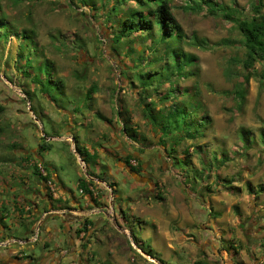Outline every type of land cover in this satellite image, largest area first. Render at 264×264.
I'll use <instances>...</instances> for the list:
<instances>
[{
    "label": "rangeland",
    "instance_id": "rangeland-1",
    "mask_svg": "<svg viewBox=\"0 0 264 264\" xmlns=\"http://www.w3.org/2000/svg\"><path fill=\"white\" fill-rule=\"evenodd\" d=\"M117 1L0 0V209H3V215L8 213L5 227L0 221V232L5 230L8 235L27 236V229L33 227L37 218L28 216L33 218L29 221L23 214L33 211L34 201L39 198L37 194L45 197L58 195L61 186L55 177L57 170L70 202L73 197L82 200L88 196L90 199L78 185L80 181L95 180L96 184L90 188L98 204L92 199L90 204L83 201L81 210L75 214L78 219L72 228L74 235H70L72 243L69 241L71 238L65 236L64 242L58 245L57 239L47 233L48 222L34 225L31 236L34 238L38 233V239L22 245L27 254L35 256L32 264H194L193 259L199 258L207 259L210 264H264V190L258 194L252 190L259 185L264 187V144L260 135L264 128V61H258L251 70L255 75L250 78L248 94L241 106L233 93L234 83L243 80L245 70L240 64L245 49L244 38L235 21L223 15L211 14L206 9L195 11L185 8L186 2L200 0H175L173 10L186 37L196 34L208 42L206 49L183 44L185 50L197 55L193 67L196 73L181 76L178 82L182 89L197 93L198 103L206 108V113L202 114L210 118L211 124L199 143L205 146L207 152L215 148L225 149L232 159L222 165L219 172L222 178L233 179L234 189H225L223 184H218L217 192H205L213 195L211 202H205L197 193L185 190V183L188 187L190 183L186 179L183 181L166 150L155 144L138 151L139 144H130L118 119L117 99L113 94L116 86L118 98L125 97L132 108L133 119L145 125L142 110L133 97L137 90L134 85H127L125 74L121 72L124 65L122 60L133 59L137 69L143 72L156 66L161 71L155 77L169 75L174 67L171 64L166 67L159 60V53L155 55L151 52L147 45L141 44L142 40L114 42L121 19L117 15L121 13ZM215 1L236 7L241 11L239 16L250 13L252 2ZM114 6L119 11H115ZM104 25L112 31L111 38ZM21 34H25V38ZM31 39L35 44L28 46ZM20 46L34 64V70L37 69L36 61L41 50L50 57L42 69L44 76L48 72H59L55 77L57 83H50L45 89L44 93L48 95L37 89L36 93L28 95L31 99L27 98L23 75L17 72L19 69L22 73L26 66H16ZM231 60L237 61L240 71L232 79L228 78L227 73ZM78 73L82 77H78ZM93 84V93H85ZM64 85H67L66 93L62 90ZM168 86L167 82L162 89ZM97 111L113 119L115 122L111 121L112 126L98 116ZM243 127L252 129L259 141L248 150H243L240 135ZM112 131L119 135L128 151L125 156L120 152H116L115 156L130 159L131 164L145 176L142 180L151 181L150 200L145 198L149 193L148 189L145 191V184L134 187L133 183H137L138 179L135 176L130 178L132 172L128 171L121 178L122 181L119 179L115 202L111 197V193L114 196L113 188L91 175L96 172L103 177L107 168L115 170L117 162L108 155L111 152L101 149L104 156L101 154L99 162L95 164L97 159L85 157L73 138L77 135L82 146L92 145L96 148L103 143L105 147H111L110 143L117 144L110 140ZM45 141L51 148L39 152L40 145ZM123 146L110 149L114 153L113 150H122ZM211 157L210 151L207 158ZM192 161L194 165H202L198 156H193ZM39 163L42 164L43 173L47 170L50 172V182L34 172ZM215 169L210 170L211 177H205L203 184H207L209 179L215 180ZM156 182L159 190L162 185L161 193L155 191ZM167 187L172 193L165 192ZM165 193L166 201L160 200L158 195L164 196ZM205 193L203 196H207ZM49 202L43 199L40 204L47 209L51 207ZM182 202L189 206L194 217L201 219L195 218L194 226L181 229L177 225L178 216L171 218V230L181 231L186 247L167 241L171 234L168 214L170 210L180 208ZM118 204L124 209L127 221L120 220ZM89 205L95 209L92 210ZM28 206L32 209L26 210ZM211 212L220 214H216L215 218ZM92 213H103L101 216L105 220L96 221V225L91 224L88 230L79 231ZM160 216L164 217L163 221ZM23 221L25 223L20 225ZM213 223L220 228L217 230ZM15 224L19 225L17 230ZM132 230L138 239L144 241L146 248L152 246L160 253L158 257L163 262L153 259L140 248ZM223 234L228 238L223 240ZM229 238L236 243L239 255H235L233 250L231 257L226 251ZM214 242L219 243V248L212 247ZM53 253L57 256L53 257ZM30 260L24 254L15 258L1 257L0 263L16 261L28 264Z\"/></svg>",
    "mask_w": 264,
    "mask_h": 264
},
{
    "label": "trees",
    "instance_id": "trees-1",
    "mask_svg": "<svg viewBox=\"0 0 264 264\" xmlns=\"http://www.w3.org/2000/svg\"><path fill=\"white\" fill-rule=\"evenodd\" d=\"M200 1L201 2L198 1L195 3L188 1L186 2L185 8L195 11L206 9L211 14L223 15L235 21L240 34L244 38L243 45L245 51L240 65H242L245 72L242 75L243 80H237L234 83L233 93L234 97L237 98L241 106H243L248 94L250 78L255 75L251 70L254 69L258 61H264V0H252L250 13L242 14V16H239L241 15V11L236 7L218 3L215 0ZM117 2L120 3L121 7V13L117 15L121 19H119V33L115 34L114 37L116 41L114 42L120 43L123 39L142 40L141 44L147 45L151 52L153 51L155 55L159 53V60L162 61L166 67H169L170 64L174 67L173 72L169 75L155 77V74L161 71V69L156 66L154 69L152 68L151 70L143 72L137 69L133 59L122 60L124 65L122 66L121 72L125 74L128 82L127 85H134L137 90V93H133V97L135 99V104L142 110L145 123L144 126L137 123V125L134 126L132 108L129 107L125 97L120 96L118 98L115 93L118 91V87L116 86L113 94L117 99L118 119L123 126L126 136L139 144L140 147L138 151H144L145 147L154 146L155 144H158L166 150L169 160L172 165L176 167L183 181L186 179V182L190 183V187H188L186 183L184 185L185 190L189 192H194L199 196H203L206 191L217 192L219 188L218 184H223L225 189H234V185H232L233 179L230 177L222 178L219 172V168L222 165L232 160L227 151L225 149H212L210 150L212 157L208 159L207 156L210 151L208 150L207 152L205 146L201 145V142L199 143V140L205 136L206 130L211 124L209 116H204L202 114L203 112L206 113V108L198 103L197 93H193L188 89H182L178 84L181 76L185 77L196 73L193 67L195 66L197 55L185 50L183 44L186 43L192 47H202L206 49L208 42L196 34L189 38L186 37L173 10L175 0H118ZM113 9L119 11V8L116 6H114ZM236 14H238V16ZM108 32L109 38H111L112 31L108 29ZM21 35L25 38V34ZM114 42L112 41V45H114ZM32 43L35 44L34 39H31L27 45L30 46ZM115 52L118 55L117 49ZM25 55V49L20 46L18 49L16 66L18 68L26 66L22 73L19 69L17 72L20 76L23 75L22 79L25 82L26 96L31 99L28 95L36 93L37 89L40 93H44L46 87H49L50 83L56 84L57 81H55V77L59 72L57 70L55 73L48 72V74L44 76L42 69L45 66V62L50 61V57L45 55V51L43 53L39 50L36 61L37 69L35 70L33 69L34 64L31 63L30 59ZM229 62L227 73L229 75L228 78L232 79L234 75L240 71H238L237 61L234 62L231 60ZM150 75H152V77H147ZM59 77L61 79L60 75ZM78 77H82V75L78 73ZM262 78L264 79V73L262 74ZM167 82L169 86L165 90L162 89L163 84ZM94 87V84L91 85L85 93H93ZM58 88L59 84L55 89L57 90ZM66 88L67 85L62 87L64 93H66ZM119 90H121V87ZM44 94L48 95V93ZM97 112L98 116L105 121H112V119L107 118L103 113ZM240 135L243 141V150H248L259 144L252 129L243 127L240 130ZM260 135L262 143L264 144V128ZM104 137L106 138V136ZM73 138L76 142V147H78V150L81 151L85 157L93 156L95 160L98 159L97 152L92 154L88 150V147L82 146L77 135H74ZM102 146H104L103 143H100L94 149L97 151V149ZM191 147H193V150H190ZM50 148L51 145L45 141L40 145L39 152L46 151ZM193 156H198V160L202 165H194L192 161ZM126 162L133 171L137 170V168L130 163V159L126 160ZM41 167L42 164L39 163L34 172L48 182L50 172L46 169L47 171L44 174ZM213 167L216 168V181L209 179L207 184H203L205 177H211L210 173L212 172H210V170ZM207 170H209V174L205 173ZM109 183L113 186L111 182ZM92 185H94V181L92 180L79 182L82 191L98 204V200L94 196V191L90 188ZM191 187L192 190H190ZM252 190L256 191L258 194V192L264 190V187L263 185H259ZM209 199L210 197L207 201ZM211 213H213L212 215H214L215 218L217 217L216 214H219L216 212ZM3 218L4 217H1L0 219L3 220ZM92 223L91 219L86 218L82 224L83 228H80L79 231L88 230V226H91ZM133 236L145 253L162 261L151 246L146 248L143 242L138 241L134 233ZM232 244V242H229L227 245L228 248L226 251L228 253L231 249H236ZM195 264L210 263L205 258H199L195 261Z\"/></svg>",
    "mask_w": 264,
    "mask_h": 264
},
{
    "label": "crops",
    "instance_id": "crops-1",
    "mask_svg": "<svg viewBox=\"0 0 264 264\" xmlns=\"http://www.w3.org/2000/svg\"><path fill=\"white\" fill-rule=\"evenodd\" d=\"M112 121H114L113 119H112ZM133 121H134V126L135 125H137L138 124V122L139 121H135L134 119H133ZM115 122V121H114ZM108 123H110V125L112 126V124H111V122H108ZM137 123V124H136ZM118 127L116 126V129H117ZM115 131H112V133L111 134H113L112 135V137L110 138V137H108V140H109V138H110V140L111 141H115V143H117L116 145H112L111 143H110V146L112 147V149L113 148H119V147H121L122 148V146H123V143H122V141H121V139H120V137H119V135H117V134H115L114 133ZM105 136V135H104ZM103 136V137H104ZM109 143V142H108ZM133 143H135V141H133V140H130V144H132L133 146H134V144ZM104 145V144H103ZM106 145H104V146H102V147H100V148H98L97 149V151L93 148V146L92 145H88V146H86V147H88V150L93 154L94 152H97V154H98V159L95 161V163L97 164V162H99V158H100V155L101 154H103V156H104V153L101 151V149H104V150H107V151H109V152H111L110 154H108L109 156H112L113 158H114V160L117 162V163H115V170L114 169H112V167H109V168H107V171H106V174H105V176H101L100 174H97L96 172H94V173H91V175H94L95 176V178H97V179H102L104 182H105V185H108L109 187H112L113 188V191H114V196H113V193H111V197H113V200L116 202V198H117V188L119 187V179H121L122 177L124 178V176H126V174H127V172L129 171V172H132L131 173V176H130V178H133L134 176L136 177V179H138L136 182L137 183H133V185H134V187L135 186H139V185H143V184H145V191L148 189L149 190V193L147 194L148 196H144V194H143V196L145 197V198H147L148 200H150V198H152L150 195L152 194L150 191L152 190V183H151V181H148V180H142V178H144L145 176L144 175H142V173H141V170H139V169H137V170H135V171H133L129 166H128V164H127V162H126V159H124V158H120L119 156H115V153L116 152H120L121 154L120 155H123V156H125L126 155V153L128 154V151H126V148L124 147L122 150H118V151H116V150H113V152L114 153H112V151H111V147H105ZM155 146V145H154ZM159 146V145H158ZM136 150V149H135ZM123 153H122V152ZM107 155V154H106ZM122 156V157H123ZM130 163H131V160H130ZM107 167V166H106ZM45 174V173H44ZM90 175V176H91ZM157 176V175H156ZM55 177H56V179L57 180H59L60 182V186H61V189L59 190V193H58V195H55V196H52V197H50V196H47V197H45V196H42V195H38L37 194V196L39 197V198H37V200H35L34 201V207H33V211L31 210L32 208H31V206H28V207H26V210H31V211H28V214H26V213H24L23 215H24V218H26L27 217V219H30L29 221H31L33 218H28V216L29 217H31V216H33V217H36L37 218V220L35 221V223L33 224V227L32 228H29V229H27V236L26 237H18V236H14V235H8V234H6V231L5 230H2V232H0V239L1 238H3V240H0V242H3V245H0V258L1 257H3V258H6V257H13V258H15L17 255H19V256H22V255H27V256H29L30 258H31V260L28 262V264H32L31 262L33 261V259H35V256H33L32 254H27L26 252H25V250H24V247L22 246V245H25V244H29L30 243V241L33 239V236H31V233H32V230H33V228L35 227L34 225H37V226H39V224H44L45 222H48V235L50 234V236L52 237V238H56L57 240L56 241H58L57 243H58V245H60V244H62L63 242H64V237L65 236H68V237H70L71 238V234L72 235H74V231H72V228H73V226H74V224H76L74 221L75 220H77L78 218H76L77 216L75 215L76 214V212H78V211H80L81 210V208H82V206L83 205H81V204H84V203H86V204H90V203H92L91 201L93 200L91 197H90V199H92V200H90L89 198H88V196L87 197H84L82 200L81 199H79V198H76V197H73V201L72 202H70L69 201V198L68 197H66L65 196V194H66V191H67V189H66V187H65V185L61 182V177H60V174H59V172H57V170H56V172H55ZM92 177V176H91ZM139 177V178H138ZM93 178V177H92ZM122 178V179H123ZM150 178H151V176H150ZM149 178V179H150ZM106 179V180H105ZM122 179L120 180V181H122ZM129 179V178H128ZM92 181H94V184H96L95 182V180H93V179H91ZM139 181V182H138ZM48 182H50V180L48 181ZM109 182H111L112 184H113V186H111V184L109 183ZM162 182H160L159 184H161ZM156 184V190L155 191H157V190H159V188H157V186L159 187V185H157V182L155 183ZM162 186V185H161ZM161 186H160V190L158 191V192H160L161 193ZM78 187H79V185H78ZM80 190L82 191V189L80 188ZM165 192H167V194L168 193H172V190H170V188L169 187H167V189L165 190ZM73 193V192H72ZM154 193V192H153ZM215 193V192H214ZM74 194V193H73ZM207 196H200V198H202V200H204L205 202H211L212 201V198H213V195L211 194L210 196H208V194L207 193H205ZM85 195H87L86 193H85ZM164 196H162V195H158V198L160 199V200H162V201H166V199H167V197H166V193L165 194H163ZM36 196V197H37ZM210 197V200H208L207 201V199ZM95 198H96V196H95ZM43 199L45 200V199H48L50 202V205H51V207L50 208H43L44 206H42L40 203L43 201ZM112 199V198H111ZM186 199H187V196H186ZM152 200V199H151ZM83 201H85L84 203H83ZM90 202V203H89ZM93 202H94V200H93ZM37 203H39L40 205H37ZM58 204V205H57ZM98 206V205H97ZM191 206V205H190ZM98 207H100V206H98ZM31 208V209H30ZM89 208H92V210L93 209H95V207L94 206H90L89 205ZM118 214L121 216V218H120V220L121 219H123V220H125V221H127V216H126V214H125V212H124V209L123 208H121V205H119L118 204ZM2 208L0 209V218L1 217H4L3 218V220H1L0 219V221H2V223H3V227H5L6 225H5V223H6V216H7V214H2ZM51 211H53V213H51ZM95 212V211H94ZM51 214V215H48V214ZM101 214H103V213H92V214H90L89 216V218L92 220H94V221H92L93 223H92V225H96V223L99 221V222H101V221H103V220H105V218L104 217H102L101 216ZM220 214V213H219ZM178 216V221H177V225H178V227H180L181 229H183L184 227H192V226H194L195 225V223H194V219L196 218V219H200V218H198V217H194L193 216V214H191V212L189 211V206L188 205H186V203L185 202H182L181 204H180V208H175V209H173V210H170V213L168 214V217H169V219H168V226L169 225H171V221H172V217H174V218H176ZM58 218V219H57ZM163 216H160V220H162L163 221ZM24 220V219H23ZM51 220H52V222H51ZM201 220V219H200ZM97 221V222H96ZM12 222V221H11ZM201 222V221H200ZM212 222H214V221H212ZM25 222L23 221L20 225H22V224H24ZM212 224V223H211ZM18 224H15V229L17 230V228H18ZM213 226L218 230V228H220L219 227V225L218 224H214L213 223ZM199 227L201 228L202 227V224H200L199 225ZM213 227V228H214ZM169 228H170V226H169ZM199 228V229H200ZM212 228V229H213ZM170 230H171V228H170ZM132 232H133V230H132ZM219 232H222V231H219ZM230 234H231V232H230ZM232 235H233V233H232ZM231 235V236H232ZM227 235H222V238H224L223 240H225V238H228V237H226ZM138 239V238H137ZM184 240H185V236L183 235V234H181V231L180 230H175V231H173V230H171V234H170V236H169V238L167 239V241H169V242H175V243H178V244H182L184 247H186L187 246V244L184 242ZM208 240V239H207ZM7 241H15V243H5V242H7ZM71 243H72V241H73V238H71L70 240H69ZM138 241H140V242H143L144 243V241H142V240H140V239H138ZM232 241V238H229L228 239V241H227V243L229 244V242H231ZM220 242H222V241H220ZM5 243V244H4ZM211 243V242H210ZM18 244V245H17ZM236 244V243H235ZM235 244L233 243L232 245L233 246H235ZM152 247V246H151ZM212 247H214L215 249H217V248H219V243L218 242H214L213 243V246ZM152 249L154 250V252L158 255V256H160L159 254L160 253H158V251L154 248V247H152ZM224 250H225V247H224ZM234 250V251H233ZM231 251H233V253L235 254V255H239L240 253H238L237 252V248L236 249H231L230 250V252H229V254H231L230 256L231 257H233V253L231 252ZM190 252V251H189ZM55 255H56V253H53V257H55ZM57 256V255H56ZM159 260V259H158ZM195 261H196V259H193V263L195 264ZM11 264H19L18 262H16V261H13V262H10ZM10 263H6L5 262V264H10ZM1 264V263H0ZM165 264V263H164Z\"/></svg>",
    "mask_w": 264,
    "mask_h": 264
},
{
    "label": "built area",
    "instance_id": "built-area-1",
    "mask_svg": "<svg viewBox=\"0 0 264 264\" xmlns=\"http://www.w3.org/2000/svg\"><path fill=\"white\" fill-rule=\"evenodd\" d=\"M52 189L54 190V188H53V187H52ZM93 212H94V211H93ZM37 239H38V233H37L36 237H34V238H33V240H35V241H36ZM4 244H5V243H4ZM0 245H3V242H0Z\"/></svg>",
    "mask_w": 264,
    "mask_h": 264
},
{
    "label": "water",
    "instance_id": "water-1",
    "mask_svg": "<svg viewBox=\"0 0 264 264\" xmlns=\"http://www.w3.org/2000/svg\"><path fill=\"white\" fill-rule=\"evenodd\" d=\"M147 254V253H146ZM149 255V254H148ZM150 257H152L153 259H155V257H153V256H151V255H149Z\"/></svg>",
    "mask_w": 264,
    "mask_h": 264
}]
</instances>
